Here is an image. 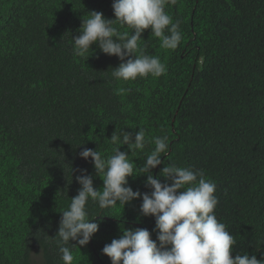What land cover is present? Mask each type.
Here are the masks:
<instances>
[{
  "label": "trees",
  "instance_id": "16d2710c",
  "mask_svg": "<svg viewBox=\"0 0 264 264\" xmlns=\"http://www.w3.org/2000/svg\"><path fill=\"white\" fill-rule=\"evenodd\" d=\"M112 3L0 0V264H63L55 236L60 211L78 193L79 170L95 172L79 152L108 156L115 130L139 128L168 137L166 163L201 169L214 181L216 218L236 240L232 256L264 258V0L166 7L180 22L177 49H161L150 29L141 45L167 73L128 82L112 77L118 57L95 44L86 61L72 53L82 16L95 10L112 19ZM153 147L120 150L142 166ZM145 180L128 178L142 193L150 191ZM93 183L103 187L99 176ZM141 203L100 209L89 201V219L104 218L86 246L68 245L73 264H111L102 248L123 228H146L155 240V219L140 215Z\"/></svg>",
  "mask_w": 264,
  "mask_h": 264
},
{
  "label": "clouds",
  "instance_id": "9594fccd",
  "mask_svg": "<svg viewBox=\"0 0 264 264\" xmlns=\"http://www.w3.org/2000/svg\"><path fill=\"white\" fill-rule=\"evenodd\" d=\"M177 2L113 0L112 19L102 12L90 11L81 18L80 34L72 35V53L86 61L95 51L92 47L95 44L102 53L114 55L121 61L112 71L116 80L159 78L167 73V66L159 56L146 54L145 46L141 45L142 33L150 29L161 49L176 50L182 40L180 22H174L165 9ZM108 139L114 145L108 156L90 148L79 152L86 160L91 157L95 172L87 174L86 169L79 170L81 174L75 177L80 184L78 193L71 197L67 209L60 211L55 236L63 264H73L75 259L68 245L86 246L104 218L100 216V221L89 219V201L98 204L100 209L117 205L124 209L126 204L141 197L140 215L154 217L152 231L156 239L151 238L146 228L121 229L122 235L102 248V254L110 258L111 264H264V258L257 259L255 254L232 256L236 240L216 218L214 210L218 199L214 194V181L201 169L166 163L161 157L169 151L167 136L148 137L145 130L139 128L135 133L115 130ZM149 144L154 147L144 157L142 166L130 159L126 151L120 150L122 145H127L132 155L145 150ZM161 164L164 167L154 175L153 169ZM144 174V185L150 191H134L128 178ZM94 175L102 178V188L94 187ZM160 177L165 178L164 182Z\"/></svg>",
  "mask_w": 264,
  "mask_h": 264
}]
</instances>
